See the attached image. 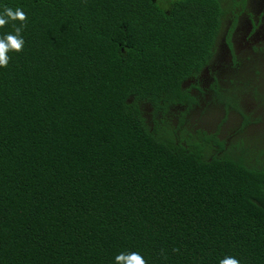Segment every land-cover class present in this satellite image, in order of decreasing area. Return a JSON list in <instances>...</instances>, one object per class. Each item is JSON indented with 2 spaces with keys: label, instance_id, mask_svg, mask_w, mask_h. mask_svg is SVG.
Masks as SVG:
<instances>
[{
  "label": "trees",
  "instance_id": "16d2710c",
  "mask_svg": "<svg viewBox=\"0 0 264 264\" xmlns=\"http://www.w3.org/2000/svg\"><path fill=\"white\" fill-rule=\"evenodd\" d=\"M224 2L0 0L27 15L0 67V264H264L263 163L143 112L199 103L182 85L209 64Z\"/></svg>",
  "mask_w": 264,
  "mask_h": 264
},
{
  "label": "flooded vegetation",
  "instance_id": "af4514ba",
  "mask_svg": "<svg viewBox=\"0 0 264 264\" xmlns=\"http://www.w3.org/2000/svg\"><path fill=\"white\" fill-rule=\"evenodd\" d=\"M161 2L168 6L165 10L168 12L174 0H162ZM224 5L226 15L209 64L202 68L197 76L182 85L183 90L190 95L201 96L197 97L199 103L176 105L159 112L150 108V114L146 117L151 126L157 121L161 133L171 132L179 143L186 145L191 134L205 135L206 130L192 128L191 118L194 110L201 106L207 88L214 93L217 87H220L227 99H237L238 103L237 109H231L230 112L219 104L225 113L224 118L230 116L231 112L239 113L241 123L232 132L230 138L234 140L231 139V146L227 139L220 137L218 130L221 126L212 134L217 135L224 144L223 149L217 148L221 154L231 152L239 155L234 149L237 141L236 134L248 127L255 128L260 123L255 111L258 109L257 104H262L263 99L259 79L263 73L260 62L264 58V0H235L234 3L231 0H225ZM219 57L222 63H220V77L213 69ZM222 75V82L229 84L227 87H224L220 80ZM203 76L206 80H203ZM249 95L253 100V106L246 103V97ZM249 111H252L251 114L247 113Z\"/></svg>",
  "mask_w": 264,
  "mask_h": 264
},
{
  "label": "rangeland",
  "instance_id": "374dc122",
  "mask_svg": "<svg viewBox=\"0 0 264 264\" xmlns=\"http://www.w3.org/2000/svg\"><path fill=\"white\" fill-rule=\"evenodd\" d=\"M162 0H157L158 5L163 9L166 10V7H168L166 4H162ZM170 8V7H169ZM228 19H230L228 17ZM260 66L263 69V73L260 76L259 84L261 87V93L263 94V99L261 100L262 104L258 103V109L255 111V115L258 117L260 123L259 125H256L255 128L248 127L244 129L243 131L236 134V144H235V152H237L239 155H241L244 158H254L255 160H252V164L259 165L263 163L264 166V58L261 59ZM220 57L217 59V61L214 64V70L217 71L220 77ZM223 75L221 76V82H222ZM203 80H206V77L203 76ZM224 87H227L228 83H223ZM239 96V93L237 94ZM196 97H201L199 95H194ZM246 103L249 104V106H253V100L251 98V95L246 97ZM144 112L145 117L150 114V107L144 106ZM252 111L247 112L248 114H251ZM224 111L222 107L214 102L213 93L208 90L207 93L202 98V104L199 108H196L194 110V113L192 115L191 121H192V128L195 129H204L208 133H212L216 131L220 126L221 128L218 130L220 137L223 139H227L230 142L231 146V139L232 141L234 138H230L232 135V132L235 131V129L238 128V126L241 123V116L239 113L231 112V115L227 118H224ZM231 148H229L230 150ZM262 159L263 161L259 160ZM256 161V163H255Z\"/></svg>",
  "mask_w": 264,
  "mask_h": 264
},
{
  "label": "clouds",
  "instance_id": "9594fccd",
  "mask_svg": "<svg viewBox=\"0 0 264 264\" xmlns=\"http://www.w3.org/2000/svg\"><path fill=\"white\" fill-rule=\"evenodd\" d=\"M27 15L21 8L13 9L5 6L3 13H0V28L5 27L10 22L13 23L14 34L9 33L0 38V67H7L9 63V52L20 53L24 48V39L22 31L26 27ZM20 22L17 25L15 22ZM178 252L179 249H173ZM115 264H146L145 259L137 252L119 253L115 256ZM219 264H240L233 257H225L219 261Z\"/></svg>",
  "mask_w": 264,
  "mask_h": 264
}]
</instances>
